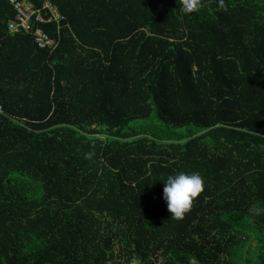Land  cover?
<instances>
[{
    "label": "trees",
    "instance_id": "16d2710c",
    "mask_svg": "<svg viewBox=\"0 0 264 264\" xmlns=\"http://www.w3.org/2000/svg\"><path fill=\"white\" fill-rule=\"evenodd\" d=\"M52 2L49 50L0 0V264H264V0Z\"/></svg>",
    "mask_w": 264,
    "mask_h": 264
},
{
    "label": "built area",
    "instance_id": "2783aa9c",
    "mask_svg": "<svg viewBox=\"0 0 264 264\" xmlns=\"http://www.w3.org/2000/svg\"><path fill=\"white\" fill-rule=\"evenodd\" d=\"M15 10V16L9 21L10 33H25L34 37L40 49L53 50L59 46V39L51 36L45 26L55 24L58 32L65 21L57 5L52 0H8ZM58 33V36L60 34ZM2 108L0 107V112Z\"/></svg>",
    "mask_w": 264,
    "mask_h": 264
},
{
    "label": "clouds",
    "instance_id": "9594fccd",
    "mask_svg": "<svg viewBox=\"0 0 264 264\" xmlns=\"http://www.w3.org/2000/svg\"><path fill=\"white\" fill-rule=\"evenodd\" d=\"M197 8L198 0H184L181 10L185 15H189ZM163 182V198L171 213V219H183L191 211L194 201L205 191V181L199 173L179 172L167 176Z\"/></svg>",
    "mask_w": 264,
    "mask_h": 264
},
{
    "label": "rangeland",
    "instance_id": "374dc122",
    "mask_svg": "<svg viewBox=\"0 0 264 264\" xmlns=\"http://www.w3.org/2000/svg\"><path fill=\"white\" fill-rule=\"evenodd\" d=\"M141 125V122H135V123H133L132 125H131V127H137V126H140ZM145 126H150L152 129H155V128H158V126H159V122H158V120L156 119V117H153V118H151L150 120H148L146 123H145ZM189 130L191 131V130H193L194 131V129H191V128H185V129H182L181 131H180V133H182V134H187V133H189ZM192 132V131H191Z\"/></svg>",
    "mask_w": 264,
    "mask_h": 264
}]
</instances>
